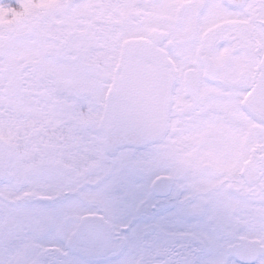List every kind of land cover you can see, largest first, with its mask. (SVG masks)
<instances>
[{
  "label": "snow or ice",
  "instance_id": "snow-or-ice-1",
  "mask_svg": "<svg viewBox=\"0 0 264 264\" xmlns=\"http://www.w3.org/2000/svg\"><path fill=\"white\" fill-rule=\"evenodd\" d=\"M0 264H264V0H0Z\"/></svg>",
  "mask_w": 264,
  "mask_h": 264
}]
</instances>
